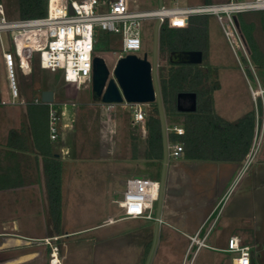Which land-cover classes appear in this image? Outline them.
<instances>
[{"label":"rangeland","instance_id":"rangeland-1","mask_svg":"<svg viewBox=\"0 0 264 264\" xmlns=\"http://www.w3.org/2000/svg\"><path fill=\"white\" fill-rule=\"evenodd\" d=\"M129 1L131 8L136 11L155 10L158 8L157 0ZM0 3L4 5L7 16L10 19H18L13 7L8 5V0H0ZM163 6L169 8L174 6L186 7L187 0H165ZM155 23L156 21L154 20L143 23L141 30L142 49L137 53L139 57H142L146 53L150 62L152 61ZM207 37V52L203 57L202 64L209 67L216 75L215 77L217 78L219 88L221 85L220 91H218V88L216 90L218 92H213L215 97L213 102V105L215 104V113L228 122H234L241 118L246 110V113L256 110V113L259 114L258 136L262 132L263 139V100L256 98V101H247L248 94L245 92L244 85L241 81L242 79L240 80L237 77L241 76L240 72L243 70L249 79V75H251V86H258L254 68L246 57L243 56L242 52L236 50V54L242 64L240 66L226 42L216 18L213 16H207ZM113 41L111 45L112 49L109 51L104 50L101 44L95 48L96 56L103 58L107 66L109 71L108 79L112 78V72L117 63L118 55L120 54V50H118L120 37H113ZM115 43L118 44L116 48L113 47ZM245 52L248 56L246 48ZM167 67V56L160 55L158 51L156 76L160 68L166 69ZM17 76L20 91L26 101L30 98V91L25 90V95L24 89L29 84H33V88L40 89V91L58 92L59 94L56 97H58L59 101L65 103L72 101L70 98L66 99L63 94L61 74H51L47 71H42L38 65L36 56L31 64L30 72L25 74L22 71H17ZM67 87L68 93H72V86ZM5 91L4 73L0 66V101L5 95ZM248 98H250L249 95ZM76 101L78 103L87 101L88 105L94 104L88 91L80 92ZM76 101L75 104L78 105ZM142 109L146 113V118L143 122L144 127L147 118L154 114V104L142 105ZM93 111L99 114V120L98 127L95 129L96 131L92 132L90 137L91 139H98L102 151L104 150L107 159H110L105 163L104 172L106 175L109 172H112V174L120 173V175H133L143 172L149 179H158L160 181L162 162L161 164L155 163L154 166H150L147 161L132 160L133 152L131 146L133 141L135 140L134 142L136 143L135 154L140 159L145 152L146 138L145 129H142L141 125H135L133 123L132 106L122 103L116 105L109 112L96 106ZM21 116V111L17 106L0 105V121L6 117L16 119ZM165 123L166 128L170 129L172 126H181V119L175 118L170 120L168 118L165 119ZM228 165V163L212 164L211 162H192L182 158L169 157L167 160L162 197L163 208L161 204L162 216L171 219L173 211L170 210V214L168 215L166 213L169 208L173 209V207H178V211H183V214L188 211H193L194 220L197 221L198 216H202V213L212 206L213 199L215 197L220 199L223 193H225L219 204V206L221 205L219 213L220 219L217 225H214L213 236H220V244L218 245L226 249L228 235L233 233L243 235L245 232H249L246 235H249L250 240H252L251 252L254 256L255 264H264V144L260 146L251 164L241 176H237L236 180H234V177L243 164L233 163L231 170L227 167ZM233 180L234 182H232ZM119 191L122 193L124 188L117 187L116 191L113 192L111 196L112 210L109 212V218L102 217L96 221L90 217L92 210L89 211L90 216H88L87 225L95 224L100 226L98 231L83 235H79L80 232H76L71 239H66L67 235L63 234L55 243L58 248L60 264H64L61 258L62 251L67 258L66 264H144V258H147L148 255V245L152 241L155 223L144 220H122V210L117 204L122 195L119 194ZM80 198L87 200L91 199V196L84 195L80 196ZM153 212L154 216H156L157 203L154 205ZM90 218L94 222L89 220ZM111 221H114V223L110 224ZM212 221L210 220L206 224L205 231L210 227ZM247 228L249 229L245 230ZM80 229H84V226L78 227V230ZM161 234L167 233L164 232ZM211 242L212 240L209 239L206 244L212 246ZM66 245L68 246L64 249ZM187 248L188 242H178V239L170 236L160 238L159 231L150 264H160L162 262L164 264H172L175 261L174 256L182 251L184 253L187 251ZM194 249L188 254L186 258L187 262L190 261ZM218 256H222V258L229 257L230 259L232 257V255L227 253L223 254L202 249L197 257V264L206 263L212 259V261H216V259H219Z\"/></svg>","mask_w":264,"mask_h":264},{"label":"built area","instance_id":"built-area-1","mask_svg":"<svg viewBox=\"0 0 264 264\" xmlns=\"http://www.w3.org/2000/svg\"><path fill=\"white\" fill-rule=\"evenodd\" d=\"M176 1V0H174ZM264 11V0L252 1H215L194 7H165L161 5L155 10L136 11L130 6L129 0H47V13L42 18L10 19L4 5L0 3V66L3 69L6 91L0 101L2 106H23L17 71L25 74L31 70L35 56L39 67L51 74L60 73L65 97H75L79 92L91 93L92 66L96 57L95 44L99 32H107L120 37L118 59L127 55H136L142 49L141 30L145 21L154 20L171 29H185L188 20L194 16H213L216 18L223 36L242 66L237 51H241L247 59L245 46L234 18L247 12ZM242 68V67H241ZM72 83V93H68V84ZM263 90H253L250 94L253 101L262 99ZM91 96V95H90ZM55 99V98H54ZM49 104V138L56 141L59 134V122L62 113L54 107L59 104ZM41 103L40 99L34 104ZM106 111H111L116 105L100 104ZM127 105V104H125ZM133 123L141 125L146 118L142 105H133ZM264 120L262 121L263 124ZM256 126H259L256 115ZM167 131L177 136L184 134L181 126H172ZM262 132L256 133L249 153L243 162L242 171L251 164L260 148ZM168 158H180L184 147L182 143H167ZM159 195V182L146 177H131L124 183V191L117 202L122 210V220H146L161 224L160 218L154 216V205ZM207 218L198 232L188 236V248L195 246L193 255L201 248L207 247L206 236L212 229L205 231L209 222ZM114 223L111 221L110 224ZM203 232L200 240L197 234ZM74 236V234H71ZM61 236L46 238L43 242L50 246L49 264H60L58 248L55 243ZM34 241V239H28ZM232 255L234 264H251V247L242 245L237 236L227 240L223 250Z\"/></svg>","mask_w":264,"mask_h":264},{"label":"crops","instance_id":"crops-1","mask_svg":"<svg viewBox=\"0 0 264 264\" xmlns=\"http://www.w3.org/2000/svg\"><path fill=\"white\" fill-rule=\"evenodd\" d=\"M164 1L165 0H161L162 5ZM215 1L225 0H187L186 7H194ZM247 14L248 16H245V18L247 20L251 19V21L253 19L254 21V27L251 30L254 46L260 54L264 55V11L247 12ZM247 60L254 68L258 86H251L250 80L252 77L249 75V79L243 70L240 72L242 77H237L240 80L242 79L241 81L244 85L245 92L250 96V98H248L247 95V101L250 100L253 102L250 88L253 90L261 89L264 92V80L253 65L249 53ZM220 90L221 85L218 91ZM218 91H214V93ZM214 93L212 95L213 102L215 98ZM79 94L80 92L75 97H66V99H72L70 103L59 101L58 97L54 96V103L59 104L58 107L54 108L62 113L58 128V138L56 141L50 140L51 142H54L52 152L55 156L60 158L64 170L61 186L63 195L62 226L63 228L65 227V229L62 231L61 235L54 233L48 221L42 159L39 154L36 153L30 140V132L26 119L27 101L23 98L22 93L21 99L24 101V105L17 106L21 111L22 116L16 119L6 117L0 121V185L2 186V189H0V264H49L51 250L50 246L43 242L44 239L63 236V234L67 235L66 239H71V234H75L76 232H80L79 235H83L98 231L100 226L95 224L87 225L88 216H90L89 211L92 210L90 217L96 221L102 217L109 218V212L112 210L111 196L113 192L116 191L117 187L124 188L125 181L131 177L138 176L149 178L148 176H145L143 172L133 175H120V173L112 174V172H109V174L106 175L104 172L105 163L110 159H107L104 150L102 151L98 139H91L90 137L93 129V119L96 115L99 117V114L97 112L94 113L93 109L96 106L102 110L105 109L102 108L100 104L96 103L88 105V100L78 103L76 99ZM37 96L38 97H35L34 100L40 99V94ZM262 100V103L264 104V93L262 94ZM75 101L78 105L75 104ZM39 104L46 105L43 103ZM81 105L85 107L83 112H92L91 121L85 132H83L78 122V116L81 113L78 107ZM46 106L50 109L49 105ZM7 111L11 112L12 110ZM246 112L247 110L244 114H246ZM254 112L255 116L259 115L256 113V110ZM97 127L98 126L96 125L95 129ZM22 128L24 129L25 135L28 137L27 147L25 150L18 151L10 147L9 140L11 132H19ZM95 129L94 132L96 131ZM257 132L259 133V126H256L255 128V135ZM263 142L264 138L262 139L260 146L264 144ZM132 160L146 161L144 155H142L140 159L137 156L135 158L132 156ZM211 163H228L230 166L228 165L227 167L231 170L233 167L231 165L235 162ZM94 165H96V167H94ZM242 168L243 165L234 177V180H236L237 176L239 177L243 174ZM234 180L232 182H234ZM122 193L119 191V194ZM84 195L91 196V199H81L80 196ZM224 195L225 193H223L220 199L215 197L212 201V206L207 208L202 213V216H198L197 221L194 220L195 217L193 216V211H188L183 214V211H178V207H173V209L169 208L166 213L168 215L170 214V210L173 211L171 219L163 217L161 211L163 208L162 203L159 215L162 223L158 224L160 238L170 236L178 239V242L182 241V243H187V237L195 235L207 218L213 220L211 225L212 229L205 239V244L211 239L212 246L206 244L207 247L199 249L194 255L192 254L189 262L186 261L187 257L185 258L186 251L184 253L183 251H179L180 253L174 256V264H197V257L202 249L226 254L223 251L225 249L218 245L220 244V236H213L214 225L216 226L220 219L219 213L221 205L219 206V204ZM93 219L91 220L90 218L89 220L94 222ZM82 226H84V229L78 230V227ZM248 229L249 228L245 230ZM164 232L167 234L162 235L161 233ZM247 233L245 232L243 235H239L238 233L230 234L226 241L231 236H237L242 245L252 247V240H250L249 235H246ZM203 235V232H201L199 238L201 239ZM28 239H34V241ZM67 246L68 245H66L64 249H66ZM218 257L219 259H216V261H212V259L206 263L203 262L202 264H234L232 258ZM61 258L63 259L64 264H66L67 258L63 251L61 252ZM160 264L164 263L162 262ZM251 264H255L252 252Z\"/></svg>","mask_w":264,"mask_h":264},{"label":"trees","instance_id":"trees-1","mask_svg":"<svg viewBox=\"0 0 264 264\" xmlns=\"http://www.w3.org/2000/svg\"><path fill=\"white\" fill-rule=\"evenodd\" d=\"M19 19H35L46 16L47 0H8ZM247 13L236 16L240 34L250 54V59L257 72L264 80V55L260 54L252 39L251 30L254 27L253 19L247 20ZM251 21V22H247ZM116 35L99 32L96 46L104 50H111L113 37ZM207 16L189 18L185 29H171L165 24L159 27L158 51L167 56L166 69L160 68L157 72V82L160 91L162 108L165 119H181L184 129L182 136L169 133L167 143L180 142L184 151L180 158L196 162H235L243 163L249 153L256 128L255 112L250 111L234 122H228L215 113L213 92L219 88L216 75L206 65H173L168 62V55L175 51H201L203 57L207 52ZM118 44L113 45L116 48ZM119 50V47H118ZM96 51V50H95ZM214 75V76H213ZM30 91L26 106V119L30 132V140L37 154L42 159V170L46 188V203L48 221L55 234L63 231V195L62 178L63 164L58 156L52 152L53 143L49 138V109L48 106L33 104V100L42 92L29 84L24 89ZM40 91V92H39ZM180 93H194L197 99V108L193 113H179L176 110L177 95ZM26 95V91L24 92ZM78 122L83 132L92 118V112H83V105ZM98 115L93 119L92 131L98 126ZM146 131L144 159L150 166L162 162L163 146L158 110L154 104V114L150 115L144 124ZM10 147L18 151L25 150L28 137L22 128L19 132L13 131L10 135ZM135 141V140H134ZM132 143L133 157H136V143ZM161 166V165H160ZM158 181V179L154 180ZM0 189L2 186L0 185ZM152 242V241H151ZM148 245V252L151 247ZM147 252V254H148ZM144 263L146 258H144Z\"/></svg>","mask_w":264,"mask_h":264},{"label":"water","instance_id":"water-1","mask_svg":"<svg viewBox=\"0 0 264 264\" xmlns=\"http://www.w3.org/2000/svg\"><path fill=\"white\" fill-rule=\"evenodd\" d=\"M161 7V0H157ZM235 25L240 33L236 18ZM159 23L156 22L153 33L152 61L144 53L142 57L127 55L117 60L112 72V78L108 79L109 71L103 58L96 56L92 66L91 100L96 104L125 103L127 105H150L155 104L161 127L163 146L162 169L159 181V195L157 199V213L159 218L164 191L165 172L168 160L167 150V128L162 108L160 91L156 76L157 52H158ZM242 40L243 37L241 36ZM246 48L245 42L243 40ZM168 62L173 65H202L203 53L201 51H175L168 55ZM56 91H42L40 93L41 103L49 105L53 102ZM186 102V106L183 104ZM197 108V99L194 93H180L177 95L176 110L179 113H193ZM158 239V223H155L151 247L144 264H150Z\"/></svg>","mask_w":264,"mask_h":264},{"label":"bare ground","instance_id":"bare-ground-1","mask_svg":"<svg viewBox=\"0 0 264 264\" xmlns=\"http://www.w3.org/2000/svg\"><path fill=\"white\" fill-rule=\"evenodd\" d=\"M68 86H72V83H69ZM200 233H201V232H199V234H197V237H196V240H197V241L200 240V238H199ZM193 248H195V246H192V247H191V249H190V251H189L190 253H191V251L193 250ZM190 253H189V254H190Z\"/></svg>","mask_w":264,"mask_h":264},{"label":"flooded vegetation","instance_id":"flooded-vegetation-1","mask_svg":"<svg viewBox=\"0 0 264 264\" xmlns=\"http://www.w3.org/2000/svg\"><path fill=\"white\" fill-rule=\"evenodd\" d=\"M186 106V102L183 103Z\"/></svg>","mask_w":264,"mask_h":264}]
</instances>
